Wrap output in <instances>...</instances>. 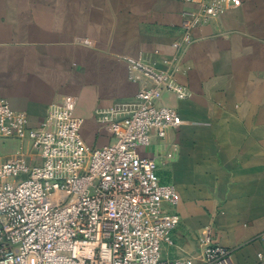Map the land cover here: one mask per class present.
<instances>
[{
	"label": "crops",
	"instance_id": "0c3cea01",
	"mask_svg": "<svg viewBox=\"0 0 264 264\" xmlns=\"http://www.w3.org/2000/svg\"><path fill=\"white\" fill-rule=\"evenodd\" d=\"M206 2L213 0H204ZM221 0V11L189 30L178 0H0V99L36 126L54 101H69L90 148L110 143L98 112L152 86L127 59L169 71L189 92H164L178 129L153 136L151 158L179 202L173 245L161 259L203 264L202 236L233 264H264V0ZM18 149L0 139V162ZM21 157L37 162L29 144ZM169 210L168 205H164Z\"/></svg>",
	"mask_w": 264,
	"mask_h": 264
},
{
	"label": "built area",
	"instance_id": "2783aa9c",
	"mask_svg": "<svg viewBox=\"0 0 264 264\" xmlns=\"http://www.w3.org/2000/svg\"><path fill=\"white\" fill-rule=\"evenodd\" d=\"M178 1L198 4L196 13H185L186 43L201 17L222 9L221 0ZM127 62L152 86L97 113L111 138L102 148L84 143L82 120L67 100L51 103L46 117L30 126L26 113L0 99V139L18 142L15 155L0 162V264H190L161 259L179 224V195L160 181L153 159L137 155L153 136L182 125L175 109L158 104L162 94L184 99L189 92L169 71ZM27 143L37 162L21 157ZM200 241L203 264H233L230 251L208 235Z\"/></svg>",
	"mask_w": 264,
	"mask_h": 264
}]
</instances>
